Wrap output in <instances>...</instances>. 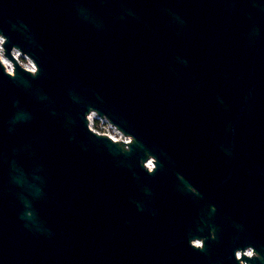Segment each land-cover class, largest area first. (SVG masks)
<instances>
[{
    "label": "water",
    "instance_id": "water-1",
    "mask_svg": "<svg viewBox=\"0 0 264 264\" xmlns=\"http://www.w3.org/2000/svg\"><path fill=\"white\" fill-rule=\"evenodd\" d=\"M0 35V264H264V0H0Z\"/></svg>",
    "mask_w": 264,
    "mask_h": 264
},
{
    "label": "built area",
    "instance_id": "built-area-1",
    "mask_svg": "<svg viewBox=\"0 0 264 264\" xmlns=\"http://www.w3.org/2000/svg\"><path fill=\"white\" fill-rule=\"evenodd\" d=\"M3 36L0 35V58H2V61L4 62L6 69L13 73L14 65L9 61V58L5 56L4 48H3ZM14 55L19 59L20 63L25 66L26 68L35 71L36 65L33 62L31 58H29L27 55L23 54L20 50L14 48L13 49ZM89 125L90 127L97 132L107 134L114 140H122L125 142H129L131 140L130 135L124 134L120 129H118L115 125H113L108 119L100 117L95 111H92L89 114ZM146 165L148 168L152 169L154 167V163L152 159H149L146 162ZM245 253L248 255L253 254V250L251 247H248L245 250ZM241 251H237V256L241 258Z\"/></svg>",
    "mask_w": 264,
    "mask_h": 264
},
{
    "label": "bare ground",
    "instance_id": "bare-ground-1",
    "mask_svg": "<svg viewBox=\"0 0 264 264\" xmlns=\"http://www.w3.org/2000/svg\"><path fill=\"white\" fill-rule=\"evenodd\" d=\"M2 59V58H1ZM9 61L11 62V63H13L10 59H9Z\"/></svg>",
    "mask_w": 264,
    "mask_h": 264
}]
</instances>
